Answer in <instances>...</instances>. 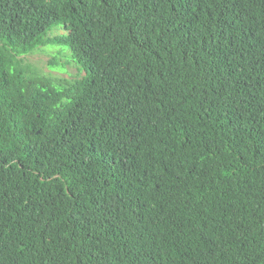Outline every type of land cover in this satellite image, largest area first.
Masks as SVG:
<instances>
[{"label": "trees", "instance_id": "16d2710c", "mask_svg": "<svg viewBox=\"0 0 264 264\" xmlns=\"http://www.w3.org/2000/svg\"><path fill=\"white\" fill-rule=\"evenodd\" d=\"M262 178L264 0H0V264H245Z\"/></svg>", "mask_w": 264, "mask_h": 264}, {"label": "rangeland", "instance_id": "374dc122", "mask_svg": "<svg viewBox=\"0 0 264 264\" xmlns=\"http://www.w3.org/2000/svg\"><path fill=\"white\" fill-rule=\"evenodd\" d=\"M59 48L46 47L28 56V62L41 70L49 71L48 62L51 58H56L53 73L64 78L77 76V70L66 65V61L58 55ZM252 204L249 205L247 215L249 220H245L240 234L237 235L238 240L247 244L248 254L245 264H253L256 260L257 264H264V179L254 181L251 186ZM250 237L254 239L250 241Z\"/></svg>", "mask_w": 264, "mask_h": 264}]
</instances>
